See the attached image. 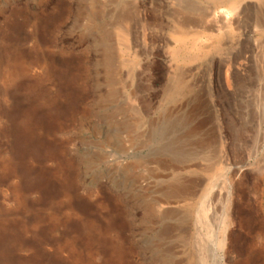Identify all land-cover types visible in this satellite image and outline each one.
<instances>
[{
    "label": "rangeland",
    "instance_id": "1",
    "mask_svg": "<svg viewBox=\"0 0 264 264\" xmlns=\"http://www.w3.org/2000/svg\"><path fill=\"white\" fill-rule=\"evenodd\" d=\"M0 264H264V0H0Z\"/></svg>",
    "mask_w": 264,
    "mask_h": 264
},
{
    "label": "bare ground",
    "instance_id": "2",
    "mask_svg": "<svg viewBox=\"0 0 264 264\" xmlns=\"http://www.w3.org/2000/svg\"><path fill=\"white\" fill-rule=\"evenodd\" d=\"M239 16V15H238ZM227 16H225L226 18ZM124 18V17H123ZM126 19V18H124ZM232 22V21H230ZM121 38L123 40V44L126 45V41H127V29H124L121 31ZM176 85V84H175ZM177 94L178 92H173L171 91L168 95H169V98L172 97V95L174 94ZM189 117V116H188ZM189 131H190V128H189ZM187 133V132H186ZM191 134V133H190ZM116 137H112L111 135L108 137L107 139V142H109V144H113L116 142ZM124 149V148H123ZM139 161V160H137ZM140 162V161H139ZM139 166L142 167V163H139ZM133 170H132V167H130L129 165H125L123 166L122 170H121V178H122V181L124 183H128L130 180H131V177H132V173ZM186 186V184L182 181H174L170 184V186H168L165 190V194L167 196H174V195H177L178 193H181L183 192L184 190V187ZM189 186V185H188ZM188 191V190H187ZM169 202V201H168ZM169 208V207H168ZM165 214H169V210H165L164 212Z\"/></svg>",
    "mask_w": 264,
    "mask_h": 264
}]
</instances>
